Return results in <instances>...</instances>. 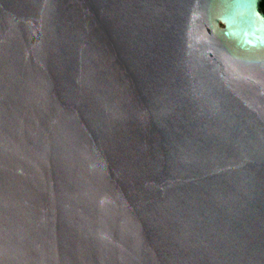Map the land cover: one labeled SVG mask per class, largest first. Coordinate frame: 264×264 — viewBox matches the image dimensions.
I'll use <instances>...</instances> for the list:
<instances>
[{
  "label": "water",
  "instance_id": "water-1",
  "mask_svg": "<svg viewBox=\"0 0 264 264\" xmlns=\"http://www.w3.org/2000/svg\"><path fill=\"white\" fill-rule=\"evenodd\" d=\"M0 264H264L262 0H0Z\"/></svg>",
  "mask_w": 264,
  "mask_h": 264
},
{
  "label": "trees",
  "instance_id": "trees-1",
  "mask_svg": "<svg viewBox=\"0 0 264 264\" xmlns=\"http://www.w3.org/2000/svg\"><path fill=\"white\" fill-rule=\"evenodd\" d=\"M262 10L264 11V0H262Z\"/></svg>",
  "mask_w": 264,
  "mask_h": 264
}]
</instances>
